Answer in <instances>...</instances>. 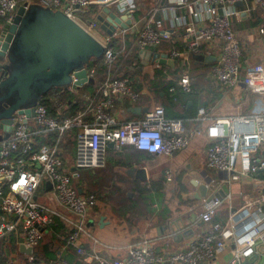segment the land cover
I'll use <instances>...</instances> for the list:
<instances>
[{
  "label": "built area",
  "instance_id": "built-area-1",
  "mask_svg": "<svg viewBox=\"0 0 264 264\" xmlns=\"http://www.w3.org/2000/svg\"><path fill=\"white\" fill-rule=\"evenodd\" d=\"M113 5L121 23L130 20L127 28L109 20L103 9L92 13L94 3ZM241 2V6L235 3ZM39 3L53 10H61L103 46L102 59L110 67L130 40L138 50L154 49L162 41H169L165 53L182 68L176 83L184 92L192 91L188 70L193 56H213L208 75L219 88H234L240 82L244 44L237 36L234 22L258 13L260 22L252 33L264 45V0H159L142 19L135 20L138 0H23L20 5ZM18 8L17 0H0V20L11 24ZM105 8V7H104ZM107 8V7H106ZM178 11V13H176ZM101 16V22L98 17ZM106 22L104 31L102 23ZM114 26L111 33L107 30ZM182 46V48H179ZM153 67L161 68L158 60ZM93 77V70L87 69ZM247 89L264 92V55L245 69ZM73 85L69 86L70 90ZM97 99L85 110L92 117L85 121L77 116H52L40 102L34 106L33 116L15 112L9 136L0 141V238L15 232L19 244L34 249L42 241L46 229L53 222L55 209L35 199L42 183L50 184L56 203L73 214L65 243L74 247L81 258H93L98 264H200L214 257L229 239L243 248L234 249L232 262L254 252L255 242L264 240V189L262 194L239 211L230 213L226 225L213 220L217 208L226 199L211 197L204 200L200 219L209 224L202 236L191 238L186 247L171 253L156 252L148 241L128 248L124 256L111 258L86 255L81 238L86 234V222L97 205L94 193L79 192L73 184L75 171L100 168L105 165L108 143L116 149L131 146L150 153L172 156L188 147L199 128L187 129L182 119H170L162 105L149 107L138 119L118 122L110 111L116 99L128 104L136 102L141 93L130 85L128 77L106 78ZM197 120L210 117L202 110ZM75 129V156L71 165L62 155L61 141ZM209 143L205 148L206 166L217 172L256 175L264 174V111L252 115L216 118L206 126ZM55 137L38 144L35 135ZM167 180L171 174L166 173ZM7 189L3 195L2 191ZM17 217L20 227L11 220ZM33 260V254L27 255ZM48 264H69L64 258L49 260Z\"/></svg>",
  "mask_w": 264,
  "mask_h": 264
},
{
  "label": "crops",
  "instance_id": "crops-1",
  "mask_svg": "<svg viewBox=\"0 0 264 264\" xmlns=\"http://www.w3.org/2000/svg\"><path fill=\"white\" fill-rule=\"evenodd\" d=\"M22 2L23 0H17V5L20 6ZM92 6L97 11L104 9V7H107L110 12L114 9L112 5L104 6L99 1L92 4ZM139 18L140 16L137 15L134 19L138 20ZM252 19H259L256 11L252 13L251 17L234 22L235 31L237 36L241 38L245 51L240 74L241 82L234 88L246 89L253 93L255 97L250 111L248 110L244 115H252L253 113L264 111V92H253L247 89L245 84V69L248 65L260 61L264 55V45L252 33L254 26L248 24ZM3 24L4 21L0 20V30ZM174 64L163 65L173 67ZM210 64L195 60L192 57L189 67L191 69V78L194 76L192 78V80L194 79L193 86L197 89L200 99L198 98L194 102L197 103L196 116L185 120L184 123L187 129L199 128L201 132L192 138L187 148L178 151L172 156H166L142 152L131 146H124L120 149L108 147L105 165L101 167V169L105 168L104 172L106 174L102 177L101 182L106 181L107 184L113 185L112 191L115 193L109 195V197V192L103 193L97 199V205L88 217L86 222L87 232L80 240L86 255H100L111 258L121 257L127 253L131 245L143 241H148L158 253L166 254L183 249L191 238L202 236L205 228L209 226L199 217L205 199L208 200L214 193H219L222 198H226L217 208L213 217L214 221L219 222L221 225H226L231 212L239 211L262 194L264 189V178L260 176L264 175L262 172L256 175L236 174L233 176L231 173L217 172L206 166L205 148L209 143L205 132L206 126L216 118L235 115L229 113L220 116L211 113L207 114V111L212 107V105L208 106V98L209 101L215 100L210 97L213 93L210 88L213 81L208 79ZM154 71L155 68L152 62H149L148 65L142 64V76L147 75L148 78H152ZM199 81L205 82L206 85L198 83ZM96 82L98 83V81ZM139 91L141 93L139 99L132 104L124 105L123 100H115L110 111L118 122L138 119L142 117L146 107L148 109L156 104L162 105L161 98H155L143 79L142 87ZM202 94L207 96V98L202 97ZM203 100L207 101V105L204 107L201 105ZM192 105L193 102L191 100L184 102L183 99H180L176 109L184 111V109L187 110ZM201 110L210 117V120H197ZM82 113L85 121H92L90 114L86 113L85 110ZM2 135L3 131L0 129V136ZM40 136L44 137L43 134H40ZM71 137L73 139V136ZM66 150H69L68 153L69 155L71 154L72 159L70 160L65 155L63 158L66 160V164L71 165L75 156L74 139L72 142H66L63 145L62 155L63 151L66 152ZM78 172V170L75 171L76 177ZM167 172L171 174L170 180L166 178ZM208 180L210 182L207 184L206 197H198V185L206 183ZM47 184H41L35 193V199L55 209L59 214L55 215L53 219L57 228L52 229L49 227V230L45 232L48 238L46 243L48 242L50 249L55 250L57 256H66L72 262L81 259L84 264H95L96 261L93 258H81L74 251V247H70V249L63 242L66 234L71 229L70 221L73 218V214L56 203L50 192L51 188ZM73 184L77 186L74 181ZM223 184H227L228 192L222 190ZM79 189L81 188L79 187ZM102 216L104 220L100 223V217ZM10 218L20 227L17 217L10 216ZM8 234H13L16 250L7 254V263L20 264V261L29 262L27 261V254L19 249L20 237L15 232H8ZM243 247V245H235L233 240L229 239L227 245L218 249L212 259L203 261L200 264H231L234 249ZM242 259L247 260V264H264V240L258 239L254 245V252L247 257H242ZM39 264H47V262L41 259Z\"/></svg>",
  "mask_w": 264,
  "mask_h": 264
},
{
  "label": "water",
  "instance_id": "water-1",
  "mask_svg": "<svg viewBox=\"0 0 264 264\" xmlns=\"http://www.w3.org/2000/svg\"><path fill=\"white\" fill-rule=\"evenodd\" d=\"M235 5L241 6V2ZM103 10L113 25L120 23L123 28L128 27L130 20L121 23L114 12L106 7ZM98 20L101 22L102 17ZM105 25L106 22L100 26L104 29ZM113 29L111 26L107 33ZM102 52V44L61 10L39 3L18 6L13 22L4 23L0 30V129L3 131L0 141L9 136L15 112L33 116L34 106L49 89L92 83L87 68L90 60L101 57ZM139 56L143 65L155 60L168 65L174 63L166 54L150 49H140ZM193 59L206 63L215 60L213 56H193ZM113 146V142L108 143V147ZM209 182L198 185V197H206ZM221 188L228 192L227 184ZM212 197L222 198L219 193ZM103 220L100 217V223ZM19 249L27 255L33 254L31 247L20 245ZM247 263L240 258L231 264Z\"/></svg>",
  "mask_w": 264,
  "mask_h": 264
},
{
  "label": "trees",
  "instance_id": "trees-1",
  "mask_svg": "<svg viewBox=\"0 0 264 264\" xmlns=\"http://www.w3.org/2000/svg\"><path fill=\"white\" fill-rule=\"evenodd\" d=\"M96 11L97 9L91 6L87 17H90V15L92 13H95ZM137 15H139L138 11L134 13L133 17L136 18ZM259 22H260L259 19H256V20L252 19L248 22V24L250 26H255ZM131 41H132V38H131ZM127 44H130L131 48L133 47L132 53L129 55L130 57L126 61L127 63L126 67L128 66V68H130L131 71L130 70L124 71L120 75H117V74L109 75L110 72H108L107 70L108 66L105 63L103 64L101 62L102 56L92 58L87 68L88 70H91V69L93 70V77H92L93 82L92 83H86L80 87H73L72 90H70L68 87H53L49 89L42 96L39 102L46 107L49 115L77 116L80 113H82L84 110H86L89 107V105L93 103L95 99H97L99 95L98 93H100V87L106 78L108 77L110 78L128 77L130 81V85L136 91H139L141 89L142 79L143 81H145V84L149 86L155 98L157 99L161 98L162 106L165 110V115L167 118L182 119L183 121L190 119V118H194L196 116L195 109L197 105V103H194V102L198 98L200 99V97L198 95L197 89H195L193 85H192L191 92H184L181 89V87L177 85L176 79L182 72V68L178 65V63L175 62L173 67L162 65L161 68H156L152 78H148L147 75L142 76L141 75L142 63H141V58L139 56V51L134 46H132L131 43H127ZM168 45H169V41H162L161 45L154 50L155 51L156 50L166 51L168 48ZM179 48H182V46H179ZM122 58H123V54L119 53L114 63H117ZM190 71L191 69L188 70V74L191 79ZM96 81H98V83ZM220 96L221 94H217L215 98H218ZM180 99H183L184 102L187 100H191L193 102L192 107H190L187 110L184 109V111L182 110L178 111L176 109V106H177V103L180 101ZM124 105H129V104L126 101H124ZM201 105L203 107L206 106L207 101L206 100L201 101ZM75 131H76L75 129H72L71 133L65 136L64 139L60 142L62 148L66 142H69V143L72 142L73 139L71 136L75 134ZM35 136H36V141L39 145L42 144L43 142H50L55 139V137H52V135L48 136V140L50 141H46V138L43 136L42 137L40 135H35ZM64 155L65 153L63 151V157ZM86 169H97V168L79 169L78 170L79 175H81L82 171ZM260 176L261 178H264V175H260ZM76 185H77L76 187H80L83 191H85L84 188H82L80 185L78 184ZM6 191L7 189H4L2 191L3 195L6 193ZM49 227H51L52 229L57 228L55 222H53V224H51V226ZM49 227L46 230H49ZM4 236L0 238V264H8L7 259H6L7 254L11 252H15L16 250L15 238L13 234L7 233ZM42 242H43V239L40 243ZM63 242L65 243V240ZM65 245L67 244L65 243ZM67 246L69 248L70 247L72 248V246L70 245H67ZM57 257L64 258L69 264H84L80 258H79L80 259L79 261L72 262L66 256H57L55 250L50 249V247L48 246V242L47 243L44 242L42 244H39L37 247H35L33 250V260L29 261L26 264H39L41 259H44L48 264L49 260L57 258ZM95 264H98V263L95 262Z\"/></svg>",
  "mask_w": 264,
  "mask_h": 264
},
{
  "label": "rangeland",
  "instance_id": "rangeland-1",
  "mask_svg": "<svg viewBox=\"0 0 264 264\" xmlns=\"http://www.w3.org/2000/svg\"><path fill=\"white\" fill-rule=\"evenodd\" d=\"M159 0H138V12H139V19H142L145 15L149 13V11L154 8ZM113 6V5H112ZM130 42L131 43V38L134 39V36H130ZM133 46V45H132ZM133 48V47H132ZM132 48L130 44H126L125 47H123L122 51L120 53L123 54V58L119 60L117 63H112L110 67H107V70L109 75L117 74L120 75L124 71L130 70L128 66L126 67V61L129 59V55L132 53ZM101 62L104 64V60L101 59ZM149 64V63H148ZM147 64V65H148ZM207 76V74H206ZM194 76H192L193 78ZM190 79L191 84L194 85V79ZM208 79H211L208 75ZM212 80V79H211ZM196 81V80H195ZM213 81V80H212ZM203 85H206L205 82H198ZM214 83V82H213ZM212 86L210 85V88L212 89L213 93L211 94V99H214L217 94H221L220 97L215 98V100L209 101L208 98V106L212 105L209 111H207V114L209 115L214 114L216 116L224 115V114H238V115H244L248 110L250 111L253 102H254V95L253 93H250L246 89L237 87V88H219L215 83ZM218 87H216V86ZM216 88H215V87ZM252 91V90H251ZM255 92V91H253ZM205 99L207 96L204 94L201 95ZM215 104V105H213ZM234 116V115H230ZM69 150H66L65 156H67L70 160L72 159L71 154L69 155ZM105 168H97V169H86L83 170L81 175L78 176H73V181L80 185L86 192L89 193H95L97 196V199L103 195V193H108L109 195L114 194L115 192L112 191V186L106 183V181H102V177H104V172ZM106 191V192H105ZM45 236V235H44ZM48 238L45 236L43 237V242H46ZM41 243V244H42ZM30 261V260H27ZM26 261H20V264H26L28 262Z\"/></svg>",
  "mask_w": 264,
  "mask_h": 264
}]
</instances>
